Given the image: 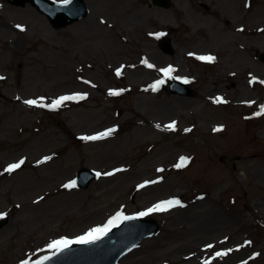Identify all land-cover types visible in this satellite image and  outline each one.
Wrapping results in <instances>:
<instances>
[{"label": "rangeland", "instance_id": "374dc122", "mask_svg": "<svg viewBox=\"0 0 264 264\" xmlns=\"http://www.w3.org/2000/svg\"><path fill=\"white\" fill-rule=\"evenodd\" d=\"M83 1L85 18L54 29L30 4L0 0V264L33 261L54 240L173 198L179 207L148 214L159 232L119 264H264V91L246 83L264 79V0ZM210 50L216 66L184 57ZM168 62L173 77L194 79V97L169 94L170 79L152 90ZM73 94L85 98L39 106ZM218 95L225 104L209 100ZM84 167L101 175L87 190L65 188ZM142 180L155 183L138 189Z\"/></svg>", "mask_w": 264, "mask_h": 264}, {"label": "snow or ice", "instance_id": "6c2138e0", "mask_svg": "<svg viewBox=\"0 0 264 264\" xmlns=\"http://www.w3.org/2000/svg\"><path fill=\"white\" fill-rule=\"evenodd\" d=\"M62 5H68L71 3V0H60ZM21 31H23V28H21L19 25L17 26ZM198 59L201 60H206V61H212L214 59V57L211 56H200L197 57ZM143 63H145L147 65V67L152 68L153 65L148 64L147 61H143ZM165 76H171V73L174 71V69H172L171 67L165 68L161 70ZM117 75H120V70L117 69ZM0 79H3V77H0ZM164 81L163 80H158L155 82L154 85H152V90L155 91L160 84H162ZM185 83H187V80L184 81ZM120 93L117 91H110L109 95H119ZM85 96L84 94H73V95H65V96H61L55 100L52 101L51 104L45 105L42 102L39 103L40 107H45L47 106L48 108L51 109H55V108H59L62 104H64L66 101H72V100H77V99H84ZM40 100L42 101L43 98H40ZM216 103H223L224 101H222L221 98L217 97L215 100ZM26 104L28 105H37L38 101L37 100H26L25 101ZM264 114V106H261V110L260 112L257 113V115H261ZM157 127H159V125H157ZM168 129H173L175 127V122H173L172 124L166 125L165 126ZM216 131H218L219 129H214ZM115 129H108L106 132H102L96 135H92V136H84L81 137V139L83 140H100L103 139L106 136H109L112 134V132H114ZM187 131V130H186ZM45 159H50L48 157H46ZM24 163L23 160L19 161L18 163H14V164H9L4 171L5 172H13L16 169H19L21 167V165ZM188 163V158L187 157H180L179 158V162L177 164L174 165L175 168H183L186 164ZM116 171H121L120 169H116ZM157 171H163V169H157ZM113 173H105L104 175H112ZM97 176H100L101 173H96ZM148 183H155V181H146L144 184L138 185L139 188H143L145 187L146 184ZM65 188H74L76 187V181H71L68 184L64 185ZM177 205H180V201L176 200V199H170L167 201H162L160 203H157L156 205H153L151 208L147 209L145 212H141L138 214V216H146L152 212H163V211H167L172 207H175ZM4 218V214L0 213V219ZM136 217L134 216H125L122 213H117L114 217L110 218L107 223L102 226V227H94L92 229H90L87 233H85L84 235L78 236L73 240H69L67 238H61L59 240H54L51 243H49L47 245L48 250L51 251V256H43L41 257L39 260L36 261H29V260H25L22 261L21 264H44V261L46 260H50L52 258V256H55L57 253H60L66 249L69 248L70 245L72 244H92L95 243L96 241H99L100 239H102L104 236H106L108 234L109 231H111L112 228L117 227L118 224L120 222H123L125 220H132L135 219ZM208 248H211L212 245H208ZM215 255L217 257L219 256H223V255H227V253H222V252H216ZM205 264H208L207 261H205Z\"/></svg>", "mask_w": 264, "mask_h": 264}, {"label": "water", "instance_id": "95a60500", "mask_svg": "<svg viewBox=\"0 0 264 264\" xmlns=\"http://www.w3.org/2000/svg\"><path fill=\"white\" fill-rule=\"evenodd\" d=\"M9 1L12 4H19L23 6L25 0ZM154 3L166 8L169 5V0H154ZM73 5L77 7L75 11L71 10V7ZM73 5H71L70 7L64 6L61 10L56 9L53 12L54 15L56 14L55 17L54 15L47 14L55 28L65 26L66 24H69L84 15L85 8L81 0H75ZM79 175V186L83 189L87 188L88 182L92 179V175L86 169H81L79 171ZM129 224H134L139 229H142V233L136 232V235L142 237L152 234L157 229L156 223L150 221L143 222L140 220H133L132 222H129ZM120 233V231L112 232L114 237ZM110 241H103L99 244L94 245L74 246L65 253H61L60 255L51 258L50 260L44 261V264H107L121 247L120 244H116L113 247L110 245H106Z\"/></svg>", "mask_w": 264, "mask_h": 264}, {"label": "bare ground", "instance_id": "6f19581e", "mask_svg": "<svg viewBox=\"0 0 264 264\" xmlns=\"http://www.w3.org/2000/svg\"><path fill=\"white\" fill-rule=\"evenodd\" d=\"M225 20H226V19H225ZM22 167H23V166H22ZM22 167H21V168H22Z\"/></svg>", "mask_w": 264, "mask_h": 264}]
</instances>
